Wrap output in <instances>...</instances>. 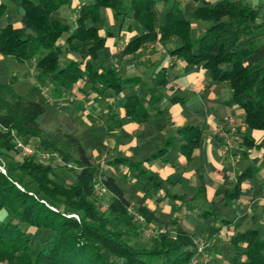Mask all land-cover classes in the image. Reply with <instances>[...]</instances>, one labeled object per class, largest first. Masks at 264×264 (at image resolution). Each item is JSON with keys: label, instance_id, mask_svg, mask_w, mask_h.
<instances>
[{"label": "trees", "instance_id": "16d2710c", "mask_svg": "<svg viewBox=\"0 0 264 264\" xmlns=\"http://www.w3.org/2000/svg\"><path fill=\"white\" fill-rule=\"evenodd\" d=\"M17 1L24 11L21 27L7 25L0 29V55L12 57L19 64L34 61L39 87L32 89L30 96H21L13 88L14 77L7 84L0 83L1 156L16 147L13 131L21 138L41 139L40 120L47 111V104L36 98L41 88L61 95L63 90L83 81L91 94L106 99L109 91L120 95L142 83L138 77L122 80L113 66L96 65L106 44V37L98 29L103 8L111 9L117 19L131 14L134 20L139 36L126 45L123 55H133L147 43L165 45L172 37L179 38L180 46L169 50V56L191 66L202 65L214 82H229L232 103L244 110L247 128L264 130V1L257 7L243 0L205 4L196 8L188 19L175 1L165 15L163 26L157 30L154 11L158 4L169 0H132L130 6L124 0H95L80 8L77 28L71 33L67 25L52 19L53 13L71 0ZM6 11V6L0 4V19ZM88 21L93 26L88 27ZM194 23L203 27L198 35H194ZM68 33L65 44L61 45ZM111 36L112 33L107 34ZM76 43L84 46L87 55L81 61H70L61 67V55L65 51L80 52ZM159 100L152 99L148 107L139 96L132 95L124 104L126 116L145 123L151 119V109ZM177 134L182 138L180 152L191 159L200 147L203 129L186 126ZM69 138L76 146L79 155L76 167L80 168L79 172L72 169L76 175L71 183L55 181L54 168L33 158L22 161L17 168L7 167L6 175L0 171V212L6 213V218L0 219V264H190L196 251L195 237L180 227L175 229L174 236L170 232L159 233L150 248H134L124 240L138 232V224L130 213L131 202L115 179L97 180V169L82 145L76 138ZM172 142L170 139L168 144ZM244 143L248 148L264 150V140L256 145L246 136ZM41 144L51 146L42 139ZM166 152L163 149L153 158ZM109 164L138 166L125 159ZM253 174L252 170L241 173L234 189L225 195L226 201L236 199L242 182ZM98 183L110 195L103 213L94 198ZM136 211L147 223L153 222V214L145 208L137 207ZM71 215H77L79 221ZM31 229L46 236L36 251ZM231 243L234 248L246 245L242 253L245 264H264V240L257 230L237 232Z\"/></svg>", "mask_w": 264, "mask_h": 264}, {"label": "crops", "instance_id": "0c3cea01", "mask_svg": "<svg viewBox=\"0 0 264 264\" xmlns=\"http://www.w3.org/2000/svg\"><path fill=\"white\" fill-rule=\"evenodd\" d=\"M131 1L124 0L127 6ZM175 1L180 3L184 17L188 19L196 8L205 4L215 5L222 0L162 2L154 11L157 30L163 26L165 15ZM263 1L243 0L252 7ZM94 2L71 0L53 13L52 19L67 25L71 33L77 28L78 7ZM0 4L7 8L0 19V29L7 25L20 28L24 14L20 3L17 0H0ZM87 26H93L92 22L88 21ZM193 27L194 35L203 31L198 23ZM98 29L99 34L106 37L105 48L99 52L96 62L98 68L113 66L122 80L138 77L142 83L125 89L120 95L109 91V97L105 99L91 94L87 83L81 81L71 89L63 90L61 95L41 88V96L48 95L50 99H37L50 103L46 113L61 107L67 97L68 106L74 99L85 103L82 112L85 117H90L93 128H96L90 130L89 135L93 138L90 136L88 145H97L96 150H87L86 156L96 162L102 155L107 158L103 178L115 179L132 207L145 208L159 222L172 220L175 228L180 227L196 240H208L206 264H245L242 253L246 245L234 248L231 240L235 233L250 229L257 230L264 240V150L248 148L244 137H250L259 145L264 140V130L247 128L244 110L232 103L229 82H214L202 65L191 66L169 56V50L180 46L179 38L172 37L165 45L147 43L137 53L125 56L122 52L126 45L139 36L131 14L117 19L111 9L103 8ZM70 33L63 36L61 45L65 44ZM108 33L112 36L107 37ZM76 44L79 47V43ZM86 55L85 48L78 53L65 51L61 57L66 56L68 61L62 64L60 60L61 67L70 61H81ZM3 57L0 55L2 62ZM30 62L16 64L25 67ZM37 73L36 69L30 90L39 87ZM14 76L15 73L12 74ZM17 81L20 83V79ZM132 95L139 96L148 107H151L152 99L160 98L151 109L149 121L137 123L126 116L124 104ZM85 117L81 120L89 126L90 122H86ZM228 118L234 121L228 129L225 127L227 132L233 130L232 148L218 132ZM186 126H198L204 131L200 147L191 159L179 150L182 138L177 131ZM170 139L173 141L171 145L168 144ZM163 149L167 150L164 156L153 158ZM119 159L138 166L109 164ZM247 170H252L253 176L242 182L236 199L226 201L225 195L234 189L238 176ZM206 213L210 216H205Z\"/></svg>", "mask_w": 264, "mask_h": 264}, {"label": "rangeland", "instance_id": "374dc122", "mask_svg": "<svg viewBox=\"0 0 264 264\" xmlns=\"http://www.w3.org/2000/svg\"><path fill=\"white\" fill-rule=\"evenodd\" d=\"M79 12V9H77ZM78 17V14H77ZM261 40V39H259ZM63 40H61L62 42ZM80 49L83 50L84 46L80 43L78 44ZM3 62L0 61V83L7 84L12 78V74L15 73V83L13 88L16 90L18 94L21 96H25L26 94H30L32 90L31 87L33 85V78L35 77L36 68L35 62L31 61L30 63H26L25 67H19L16 64V60L12 57H3ZM64 61H68L66 56L61 57V63L63 64ZM17 70V71H16ZM33 76V77H32ZM20 79V83L17 81ZM46 93V92H45ZM69 94V93H68ZM66 94V96H68ZM27 96V95H26ZM30 96V95H29ZM28 96V97H29ZM41 97L45 100H49L50 97L41 96L39 93L36 98L41 99ZM72 98V97H69ZM80 98H82L80 96ZM65 102V103H64ZM61 107H58L52 110L51 112L46 113L42 116L40 120V126L42 129V140H46L48 142L49 147H45V145L41 144V139L28 137V138H21L17 135L16 131L12 132L13 143L16 145L14 150L7 152L5 156L0 155V161L2 166L5 167L7 171V167L17 168L22 163V161L26 160L27 158H33L35 162L44 164V165H51L54 168V176L53 178L57 182L66 181L71 183L75 180L76 173L72 171V169L80 171V168L76 167L77 160L79 159V155L76 149L75 144L71 141L69 137L76 138L80 144L82 145L85 153L87 154V150H96V144L90 146L88 145L91 139L93 138L91 135V131L93 129L92 120L90 117L87 118L82 112V105L84 106L85 103H82L81 100L74 99L73 102L68 106V97L64 101ZM46 104L49 106L50 103L46 101ZM103 105V104H101ZM79 107L78 109H76ZM85 117L86 122H90L89 126L85 124L81 120V118ZM90 119V120H88ZM91 130V131H90ZM91 136V139H90ZM23 143L28 147H32L36 154L32 156L31 154H26L22 148L18 147V143ZM92 147V148H91ZM88 151V152H89ZM48 153L50 154L49 159H44L42 156L43 154ZM100 158L98 162L96 160H92L94 164H92L97 169V180L100 182L103 177V166L106 164L108 165L107 158ZM90 160V162H91ZM120 169V168H117ZM15 175L18 177L20 175L19 171H15ZM95 200L97 203V207L103 213L107 209L108 202L110 199V195L100 187L99 183L96 185L95 188ZM130 213L133 215L134 221L138 224V232L136 236H126L124 238L125 241H128L134 248H150V246L155 241L157 235L159 233L170 232L171 235H175V224L171 221L169 222H159L154 220L152 223H147L145 219L137 213L136 208L132 207ZM76 216L77 218H75ZM154 216V215H153ZM70 217V216H68ZM79 221V217L77 215H71ZM6 213L4 211L0 212V219H5ZM172 219V217H170ZM34 239L36 240L35 251L39 247V243L46 237L45 233L36 232L34 229H31ZM196 238H194L195 242V249H196ZM208 241V240H207ZM209 250V247L207 251ZM206 251V252H207ZM209 256V255H208ZM199 264H206L208 262H202L200 260ZM2 264H8L4 262ZM190 264H193L192 261Z\"/></svg>", "mask_w": 264, "mask_h": 264}, {"label": "built area", "instance_id": "2783aa9c", "mask_svg": "<svg viewBox=\"0 0 264 264\" xmlns=\"http://www.w3.org/2000/svg\"><path fill=\"white\" fill-rule=\"evenodd\" d=\"M81 7H78V9L80 10ZM234 124V121L231 118H228L225 120V123L222 128H219L218 132L221 134V136H223V138L226 140L227 146L229 148L233 147V142L231 140V135H233V130H229L230 132L226 131V128L228 129V126H231ZM226 127V128H225ZM18 147L22 148V150L26 153V154H31L32 156H34L36 154V151H34V149L32 147H28L27 145L23 144V143H18ZM44 159H49L50 154L45 153L42 156ZM0 171L3 174H7V171L5 169V167L2 166V163L0 161ZM17 186L19 188H21L18 184ZM75 218H77L76 216H74ZM78 219V218H77ZM209 247V243L206 239H198L196 241V251H195V255L192 259V263L193 264H199V262H201L200 260H202V262H208V255H207V249Z\"/></svg>", "mask_w": 264, "mask_h": 264}]
</instances>
